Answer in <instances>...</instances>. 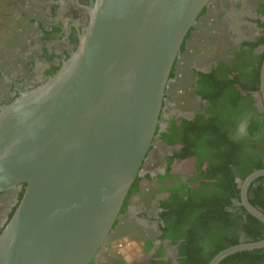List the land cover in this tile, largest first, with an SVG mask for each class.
Instances as JSON below:
<instances>
[{"label":"water","instance_id":"obj_1","mask_svg":"<svg viewBox=\"0 0 264 264\" xmlns=\"http://www.w3.org/2000/svg\"><path fill=\"white\" fill-rule=\"evenodd\" d=\"M212 0H91L79 46L39 86L0 106V194L25 185L0 234V264H90L155 138L172 68ZM73 13L64 8L68 24ZM259 107L264 111V60ZM264 169L239 184L240 202ZM264 239L215 255L220 264Z\"/></svg>","mask_w":264,"mask_h":264},{"label":"trees","instance_id":"obj_2","mask_svg":"<svg viewBox=\"0 0 264 264\" xmlns=\"http://www.w3.org/2000/svg\"><path fill=\"white\" fill-rule=\"evenodd\" d=\"M1 1L0 14L8 10V21L11 20L12 14L14 18H18L14 27L19 29L15 28L10 36L14 41L18 42L25 36V27L26 34H35L37 30L42 35L40 38L46 42L57 39L60 28L53 26L49 30L37 22L27 9L26 0H20L21 6L13 0ZM16 10L19 11L15 12ZM205 12L204 9L199 17ZM34 22L36 30L31 28ZM88 22L89 18H86L85 26ZM190 33L189 31L186 35L180 53L184 51ZM262 41L260 39L245 46H249L252 51L262 44ZM69 44L73 49L67 53L65 61L79 46L75 32L71 34ZM45 56L48 61L54 57L46 52ZM262 63L261 55L247 65L228 66L221 63L208 74H200L195 90V94L204 103L200 112L190 120L169 121L164 133H159L157 128L155 138L164 147L170 148L171 153L164 161V175L158 176L155 181L160 188L151 195L149 203L153 202L159 193L168 194L157 206L161 233L158 240L168 241L176 252L172 259L167 257L165 249L160 247L148 264H208L215 255L229 247L264 239V225L244 208L234 206V202L240 200L239 184L255 171L264 169V113H256L254 98V94L260 92ZM176 64L175 62L172 68L170 80L175 76ZM61 67L62 65L52 67L48 71V77L54 76ZM249 113H252V116L247 121L245 136L234 140L230 135V126ZM186 163L191 164L192 175L191 178L186 177V182H183L182 174L173 171V166ZM153 181L149 175L136 177L111 232L122 228L123 224L126 225L124 228L131 226V222L128 223L121 217L127 213L133 197L141 196L142 189ZM188 184L198 187H188ZM24 191L25 185L8 222L14 215ZM247 197L253 207L264 213V177L251 184ZM153 247L154 243L149 241L145 243L143 250L148 253ZM108 260L106 264H126L120 257ZM90 264H94V261ZM220 264H264V249L234 254Z\"/></svg>","mask_w":264,"mask_h":264},{"label":"flooded vegetation","instance_id":"obj_3","mask_svg":"<svg viewBox=\"0 0 264 264\" xmlns=\"http://www.w3.org/2000/svg\"><path fill=\"white\" fill-rule=\"evenodd\" d=\"M63 1L66 4V7H68L70 11H72L74 16L73 19L75 20H71L70 22H68V24L64 21H60L57 22V24H52L48 27L44 26L49 30H51L53 26H58L60 28L57 39L51 42H46L45 40L40 38L42 35L36 30L35 37L41 43V46L35 52V54L37 55V58H35V60L28 61V59L26 60L22 58V63L26 68L25 73L18 74L17 76L4 72L0 73V106L13 101L19 96L21 92L33 89L44 83L46 79L49 78L48 71L52 67L63 65L67 53H70L73 49L71 44L68 45L69 38L73 32H75L76 37L79 41V37L83 32V28L86 27L85 19L89 18L88 8L91 6V0H60L59 2ZM60 6L62 7V5H58V7ZM204 9L206 10V12L196 20V23L189 30L191 33L186 42L185 49L183 52H179L180 54L178 55V58L176 60L177 64L175 66V76L168 82V86L172 83L174 87L173 90L177 89V77L179 73H181L180 71L182 67H184L187 63L188 70L185 73V80L188 84L189 93L186 94L188 100H185V104L189 105V109L184 111L182 110L180 112H190L192 116L187 118L185 116H181L180 114V116L166 118L163 121V111L168 108L169 105H172L170 96L168 95L166 89L158 125L159 133L166 132L169 121L179 119L190 120L198 112H200V109L202 108L204 103L195 94L200 74H208L212 70V68L217 67L221 63L228 66L232 64H239L242 66L247 65L248 63L250 64L251 61H254L256 58H258V56L261 55L263 56L264 60V27L261 26L264 25V0H212L210 4ZM216 10L219 12L216 13ZM214 14L215 17H217V20L214 21L212 28L205 29V25H203V28L199 27L201 19L214 17ZM260 39L263 40L262 44L253 48L252 51L250 50L249 46H245V44L247 43H256ZM48 46L52 47L53 49L48 48ZM193 46H195L194 50H196L197 54L195 53V56L192 58L189 56L188 59L187 51H192ZM55 47H59V50L56 51ZM45 52L48 55H54L51 61H48L45 58ZM254 98L256 99V113L263 114L264 111L259 107V103L261 102L259 94H254ZM251 116L252 113L246 114L240 117L235 124L230 126V135L234 140H240L245 136L247 121ZM154 140H157V142L164 146L160 141H158L157 138H154ZM165 169L166 166L164 165L163 169L148 170L142 174V176L149 175L154 180L151 184H147V186H145V188H150V195L160 188V186H158L155 181L158 176L164 175ZM191 175L192 174H182L181 180L183 182H186V177L191 178ZM166 186H168V183H166ZM187 186L195 188L198 187V185L191 184H188ZM145 188H143L141 191L142 195ZM22 189L23 185L17 186L12 190L5 191L0 194V208L5 207L4 213L0 217V231L6 226L9 220V215L17 206L18 196L21 193ZM167 195L168 194L166 193H159L155 196V208L158 213V203L162 200H165L167 198ZM141 196L137 195V197ZM236 202H240V200L235 201L234 206L238 208L242 207L238 206ZM129 208L127 213L121 218L123 220H127L128 223L131 222V226L128 228H124V226L126 225L123 224L122 228L119 227L115 231L117 234H127L128 236L138 240L137 242L141 246V253L144 257H146V260L143 264H148L152 259L155 251H157L160 247L164 248V243H168V241L161 242L158 240V238L161 236V233L159 231L158 217L156 218V220H152L148 216L131 218L129 217L128 213ZM149 241H152L154 243V247L150 252L145 253L143 248L145 243ZM109 258L113 257L105 256V262L99 261L98 263L94 264H106L109 261ZM117 258L118 257H114L113 259Z\"/></svg>","mask_w":264,"mask_h":264},{"label":"rangeland","instance_id":"obj_4","mask_svg":"<svg viewBox=\"0 0 264 264\" xmlns=\"http://www.w3.org/2000/svg\"><path fill=\"white\" fill-rule=\"evenodd\" d=\"M59 1L60 0H26V4H24L27 6V9L33 15L32 17L36 19L37 22H40L43 24V26L48 27L52 24H57V22L63 21L65 3L64 1ZM0 2L2 1L0 0ZM13 2L16 4L18 3L19 6L22 5L20 0H13ZM9 4L11 5V3ZM58 5H62V7H58ZM18 11L16 10L15 12ZM215 12L218 13L219 11L216 10ZM8 14V10L0 14V73L4 72L17 76L18 74L25 73L26 68L22 63V58L26 60L28 59V61L35 60V58H37L35 52L39 49L41 43L35 37L36 32L35 34H26V27L23 30L25 36H22L23 38L18 42L14 41L10 36H12L15 28L19 29L18 27H14V24L18 18H14V14H12L10 16L11 20L8 21ZM214 17L201 19L199 27L203 28V25H205V29L212 28L214 21L217 20V17ZM31 28L36 30L35 22ZM17 34H19V32H17ZM11 42H13V44ZM48 48L52 47L48 46ZM194 48L195 46H193L192 51H187L188 59L189 56L191 58L195 56L196 50H194ZM55 50L58 51L59 47H55ZM187 70L188 66L186 63L185 66L182 67L180 71L181 73H179L177 77V89L173 90L174 87L172 83L167 88V93L170 96L172 105H169L168 108L163 111V121L166 118L180 116V114L181 116H185L187 118L192 116L190 112H180L182 110L184 111L189 109V105L185 104V100H188L186 94L189 93L188 84L185 80V73ZM153 142L154 143L151 146V151L143 163L140 172L141 176L145 171L148 170L163 169L165 165L164 159L171 153V149L162 146L159 142H157V140H154ZM173 171L180 172L184 175L190 174L191 164H176L173 166ZM150 193L151 190L149 187H147L144 189L143 195L141 197L134 196L128 212L129 217L137 218L141 217V215H145L150 217L152 220H156L158 215V212L155 208L156 201L149 203V199L152 195H150ZM4 209L5 207L0 208V217L4 213ZM137 241L138 240L128 236L127 234H117L116 231H114L107 238L104 247L100 250L94 263H98L99 261L105 262V256H110L113 258H123L127 264H143L146 260V257L142 255L141 246ZM164 249L166 251L167 257L174 259L176 252L175 248L168 245V243H164Z\"/></svg>","mask_w":264,"mask_h":264}]
</instances>
